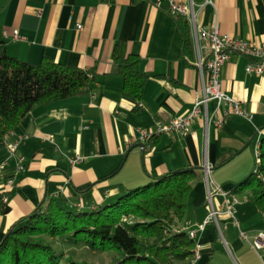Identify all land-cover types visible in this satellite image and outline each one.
Wrapping results in <instances>:
<instances>
[{
    "label": "crops",
    "instance_id": "obj_1",
    "mask_svg": "<svg viewBox=\"0 0 264 264\" xmlns=\"http://www.w3.org/2000/svg\"><path fill=\"white\" fill-rule=\"evenodd\" d=\"M176 1L193 6L199 28L218 25L223 35L253 45L264 43V0ZM189 25L193 61L182 57L181 33L169 0H0V45L9 56L34 66L54 60L95 79L91 95L30 112L7 137V144H19L15 154L7 144L0 149V195H4L0 243L18 221L52 199L69 209L93 210L186 168L198 169L200 177L193 184L185 219L175 230L187 225L195 230L210 213L208 165L211 180L239 200V224L222 215L220 230L212 223L198 232L199 258L195 255L193 262L264 264L262 254L249 242L264 233V215L248 191L234 192L254 171L253 146L264 137V76L246 72L248 58L232 53L222 69L221 84L229 96L245 103L253 115L251 122L230 117L218 130L215 115L208 130L198 121L184 134L159 136L139 147L140 130L154 131L158 121L187 115L199 96L196 36ZM16 31L19 39L14 38ZM119 42L140 59L141 72L148 78L140 102L124 95V77L113 61ZM199 45L207 60L206 44L200 40ZM216 108L211 103L209 114ZM75 156L84 160L71 166L68 158ZM222 203L221 196L213 198L216 210Z\"/></svg>",
    "mask_w": 264,
    "mask_h": 264
},
{
    "label": "trees",
    "instance_id": "obj_2",
    "mask_svg": "<svg viewBox=\"0 0 264 264\" xmlns=\"http://www.w3.org/2000/svg\"><path fill=\"white\" fill-rule=\"evenodd\" d=\"M177 21L182 57L193 61L191 27L185 18ZM113 61L124 77V95L142 101L148 78L141 72L140 59L128 51L125 42H119ZM94 89V77L82 69L50 59L34 66L9 56L0 45V149L4 137L36 107L88 96ZM260 158L261 164L235 186L234 192L248 191L264 215V137ZM199 177L196 168L174 171L93 210L69 209L52 199L7 232L0 243V264H87L64 260L52 241L65 238L94 253H115L120 258L116 264L194 263L195 239L175 227L185 219L193 184ZM3 200L4 195H0V212Z\"/></svg>",
    "mask_w": 264,
    "mask_h": 264
},
{
    "label": "built area",
    "instance_id": "obj_3",
    "mask_svg": "<svg viewBox=\"0 0 264 264\" xmlns=\"http://www.w3.org/2000/svg\"><path fill=\"white\" fill-rule=\"evenodd\" d=\"M112 2V0H106ZM207 4H213V0H206ZM157 7L160 8L161 3L158 2ZM170 12L175 17H181L188 20L189 23L193 24L194 32L196 36V49L198 52V60L196 67L201 76V90L198 98L195 101L193 109L184 116L172 119L168 122L158 121L155 125V130H140L138 136V142L146 144L152 139L163 136L172 135L174 133L184 134L186 133L193 124L198 121H202L205 129L208 130L210 123L214 119V125L220 130L224 124L225 119L230 117H240L249 122L252 121L253 115L246 109V105L242 101H238L233 97L229 96L223 89L221 84V72L224 65L230 58L232 53H236L243 57L248 58L249 63L246 66V72L248 74H254L256 76H264V43L260 45H253L248 42L231 38L223 35L218 25H215L211 29L199 28L196 26V18L193 6L191 8L178 3L176 0H169ZM81 28V27H79ZM14 38L19 39V32H14ZM203 41L206 44V48L210 52V57L205 60L201 55V48L199 41ZM216 103V112L213 115L209 114V105ZM218 112H221V116H218ZM12 133V132H11ZM7 134L3 139V144H7V137L11 134ZM10 152L15 154L18 150V143L7 144ZM260 145L261 140L257 142L255 147L254 155L256 165L261 164L260 158ZM84 158L81 156H75L68 158V163L71 166H75L83 162ZM24 159L20 158L18 170L22 171ZM206 186L208 192V203L210 206V213L206 220L197 226V229L193 230L187 225L185 231L189 234L190 238L195 239L198 232L205 231L209 224H215L220 230L219 217L226 215L230 217L235 224H239L237 215V206L239 200L237 197L231 194L229 191L223 190L220 186L216 185L210 178L211 167L206 166ZM10 185L13 181L9 182ZM215 196H221L223 198L222 208L216 210L213 205V198ZM243 239L249 241L246 235H242ZM252 248L262 254L264 260V233L257 236L252 241H249ZM196 257L199 256L196 253Z\"/></svg>",
    "mask_w": 264,
    "mask_h": 264
},
{
    "label": "rangeland",
    "instance_id": "obj_4",
    "mask_svg": "<svg viewBox=\"0 0 264 264\" xmlns=\"http://www.w3.org/2000/svg\"><path fill=\"white\" fill-rule=\"evenodd\" d=\"M255 148V146H253ZM65 238L61 242L52 241V245L59 252L64 254V260L76 261L87 264H116L120 259L115 253H94L82 246H76Z\"/></svg>",
    "mask_w": 264,
    "mask_h": 264
},
{
    "label": "water",
    "instance_id": "obj_5",
    "mask_svg": "<svg viewBox=\"0 0 264 264\" xmlns=\"http://www.w3.org/2000/svg\"><path fill=\"white\" fill-rule=\"evenodd\" d=\"M140 148H144L145 146L142 144V145H139Z\"/></svg>",
    "mask_w": 264,
    "mask_h": 264
}]
</instances>
